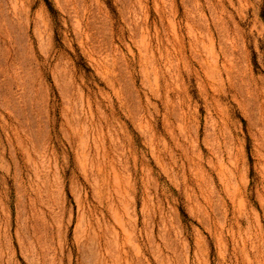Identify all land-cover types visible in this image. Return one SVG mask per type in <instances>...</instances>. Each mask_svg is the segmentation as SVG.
<instances>
[{
  "label": "rangeland",
  "instance_id": "1",
  "mask_svg": "<svg viewBox=\"0 0 264 264\" xmlns=\"http://www.w3.org/2000/svg\"><path fill=\"white\" fill-rule=\"evenodd\" d=\"M0 264H264V0H0Z\"/></svg>",
  "mask_w": 264,
  "mask_h": 264
}]
</instances>
